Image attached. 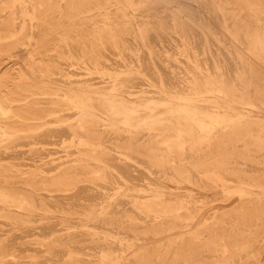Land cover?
Wrapping results in <instances>:
<instances>
[{"label":"rangeland","instance_id":"rangeland-1","mask_svg":"<svg viewBox=\"0 0 264 264\" xmlns=\"http://www.w3.org/2000/svg\"><path fill=\"white\" fill-rule=\"evenodd\" d=\"M137 2L0 0V264H264V49L194 24L245 1Z\"/></svg>","mask_w":264,"mask_h":264},{"label":"bare ground","instance_id":"bare-ground-1","mask_svg":"<svg viewBox=\"0 0 264 264\" xmlns=\"http://www.w3.org/2000/svg\"><path fill=\"white\" fill-rule=\"evenodd\" d=\"M137 1L138 0H135L134 4H130L127 0H122V2L124 4L122 6L123 7V13L129 14L131 12L134 16L135 15L137 16V13L140 12V10H137L138 9L136 6V4L138 3ZM170 1H171V4H173L174 6H178V5H181L184 3L186 5L185 8L188 9L189 12L192 11L191 10L192 8H190V6L193 5V3L198 5L199 10L204 11V9H205L204 5L201 3V0H170ZM234 1H237V0H234ZM242 1H245V2L243 4V6L240 8V10H241L240 13L238 12L239 7L234 10L235 15H233V16L227 15V9L222 8V10L223 11L225 10V11H224V13L220 12L218 14V19H216L214 16H212V19H210L208 21V23H206V24L200 25L198 23L197 24L194 23L196 26L204 28V31L209 38L208 40H209L210 45L212 46L213 51L225 49V50L231 52V54H235V53H237L238 50L245 52V51L249 50L250 48L256 49V50H263L264 49V27H263L264 26V10H261L258 8L253 9L257 5L252 6L250 3L249 4L252 7L249 8L250 5L247 3V0H242ZM105 9L106 8H103V10L101 12L105 15L104 16L105 17L104 26H105V29L107 32L106 39L108 37H110L111 39H114L117 36V30L118 29L113 30V27L111 26L112 23L110 22V20L112 18L110 16L108 10H105ZM219 9L221 10V8H219ZM123 13H122V15H123ZM221 14H225L226 19L223 18L221 16ZM258 25H259V27H258ZM197 29H199V28H197ZM209 30H212L214 36H211V33L209 32ZM145 31H146L145 22L139 21L138 27H137V33H139V39H138V41L136 39V42L132 41L135 47H139V48L143 49V51L149 45L148 43L145 44L146 41L144 42V40H143V38L145 37L144 36ZM197 33H200V31H197ZM149 37H151V35H149ZM141 40L143 42H141ZM177 40L180 41V39H178V38H177ZM113 43H114V45L116 44L114 41H113ZM185 45L190 46L191 44L186 43ZM152 46H153L155 51L157 50V52L161 48V46H160L156 49V46H154V45H152ZM145 60L151 64L152 63H154V64H158V63L160 64L161 63L160 59H154V61H153L152 57L151 58L147 57V55H146ZM182 62H184L186 64L191 63V61H189L188 59H183ZM196 62H198V61L195 58H193L192 63H196ZM79 121L80 120H77V121H75V123L79 122ZM95 173H96V170H93L92 174L94 175ZM199 188H201V187H199ZM137 207L139 208V206H137Z\"/></svg>","mask_w":264,"mask_h":264}]
</instances>
